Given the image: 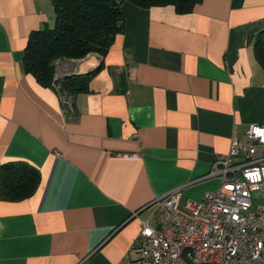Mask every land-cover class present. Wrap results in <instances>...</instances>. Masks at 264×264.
<instances>
[{
    "label": "crops",
    "instance_id": "1",
    "mask_svg": "<svg viewBox=\"0 0 264 264\" xmlns=\"http://www.w3.org/2000/svg\"><path fill=\"white\" fill-rule=\"evenodd\" d=\"M121 9L123 29L103 55L64 60L60 76L90 72L67 111L23 65L29 33L53 23L52 1L0 0V165L23 161L39 174L26 198L0 197V264L133 259L156 201L180 191L186 213L219 186L208 175L215 156L264 124L252 48L264 0Z\"/></svg>",
    "mask_w": 264,
    "mask_h": 264
},
{
    "label": "built area",
    "instance_id": "2",
    "mask_svg": "<svg viewBox=\"0 0 264 264\" xmlns=\"http://www.w3.org/2000/svg\"><path fill=\"white\" fill-rule=\"evenodd\" d=\"M67 64L55 62V79ZM61 100L72 111V99ZM211 168L219 186L187 201L186 213L178 208L180 191L158 199L153 223L142 221L130 247L136 256L122 264H264V124L250 123Z\"/></svg>",
    "mask_w": 264,
    "mask_h": 264
},
{
    "label": "trees",
    "instance_id": "3",
    "mask_svg": "<svg viewBox=\"0 0 264 264\" xmlns=\"http://www.w3.org/2000/svg\"><path fill=\"white\" fill-rule=\"evenodd\" d=\"M54 20L51 25L32 30L24 49L23 65L43 85H53L61 95L73 100L86 91L90 72L71 73L54 78L55 62L80 59L89 53L103 55L115 35L122 31L123 1L147 8L172 4L178 12L192 10L200 0H51ZM253 53L264 69V30L252 42ZM73 105V104H72ZM39 174L23 161L0 165V197L15 201L26 198L37 187Z\"/></svg>",
    "mask_w": 264,
    "mask_h": 264
},
{
    "label": "rangeland",
    "instance_id": "4",
    "mask_svg": "<svg viewBox=\"0 0 264 264\" xmlns=\"http://www.w3.org/2000/svg\"><path fill=\"white\" fill-rule=\"evenodd\" d=\"M57 71V69H55ZM260 202V195L258 193H255L253 196V203L254 205L258 204ZM148 215V212H147Z\"/></svg>",
    "mask_w": 264,
    "mask_h": 264
},
{
    "label": "water",
    "instance_id": "5",
    "mask_svg": "<svg viewBox=\"0 0 264 264\" xmlns=\"http://www.w3.org/2000/svg\"><path fill=\"white\" fill-rule=\"evenodd\" d=\"M67 63H68V62H67ZM71 63H72V64H74V62H73V61H71ZM68 64H69V63H68ZM68 74H69V72H67L65 75H68Z\"/></svg>",
    "mask_w": 264,
    "mask_h": 264
}]
</instances>
